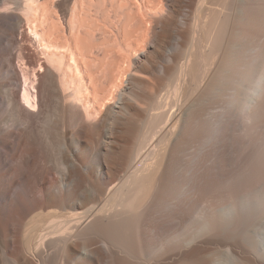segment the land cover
Segmentation results:
<instances>
[{"label":"bare ground","instance_id":"6f19581e","mask_svg":"<svg viewBox=\"0 0 264 264\" xmlns=\"http://www.w3.org/2000/svg\"><path fill=\"white\" fill-rule=\"evenodd\" d=\"M0 264H264V0H0Z\"/></svg>","mask_w":264,"mask_h":264}]
</instances>
